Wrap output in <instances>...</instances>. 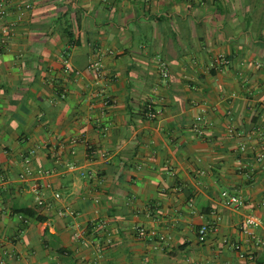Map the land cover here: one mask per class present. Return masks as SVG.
<instances>
[{
	"label": "crops",
	"instance_id": "crops-1",
	"mask_svg": "<svg viewBox=\"0 0 264 264\" xmlns=\"http://www.w3.org/2000/svg\"><path fill=\"white\" fill-rule=\"evenodd\" d=\"M7 14L0 264H264V0H7Z\"/></svg>",
	"mask_w": 264,
	"mask_h": 264
},
{
	"label": "built area",
	"instance_id": "built-area-1",
	"mask_svg": "<svg viewBox=\"0 0 264 264\" xmlns=\"http://www.w3.org/2000/svg\"><path fill=\"white\" fill-rule=\"evenodd\" d=\"M30 9V5H25V6H18L17 7V13H18V17L22 18L24 16L25 11H28ZM7 0H0V17H4L7 16ZM2 32L4 34H7L8 29L4 28L2 30ZM102 59H103V53L98 52L95 56V58L91 61V63L88 66V71L90 72V74L92 75L93 78L95 79H99V77L101 76L102 73ZM159 69L161 71V75L163 78H166V67L165 64L163 62H161L159 64ZM112 102V100L110 98H106L105 101L103 102V105L107 106ZM145 113L148 119H154L156 117L155 112L153 111L152 105L151 104H147L145 106ZM87 149L90 150V147H87ZM74 167L71 165L69 166V169H73ZM81 176H85V173L81 172ZM3 188V183H0V191ZM34 193H35V202L36 205L39 207H44L46 206V203L44 201V199L42 198L41 194L38 192L37 188H34ZM54 199H59L60 195L59 194H54ZM94 203H97V201L95 200ZM238 199L236 197H229L228 201H227V205L233 204L234 206H236L238 204ZM261 206L264 207V198L261 201ZM69 214H72L70 211H68ZM60 215H62V213H60ZM260 225V220L255 217V216H249L247 217L241 224V231L250 236L252 239H254V235L252 233V230H254L256 227H258ZM212 227H210V225L208 224H203L201 226H199V228L197 229V241L199 243H204L211 231ZM135 232L137 234V236L139 238H144L146 236H150L156 239L157 244H160L164 238L163 237H159L156 236L154 234L153 231L142 228V227H138L135 229ZM256 240V244H263L262 240L259 239H255ZM233 248L235 251H237L239 258L244 259L246 256L245 254L242 252L241 246L239 244H234Z\"/></svg>",
	"mask_w": 264,
	"mask_h": 264
}]
</instances>
